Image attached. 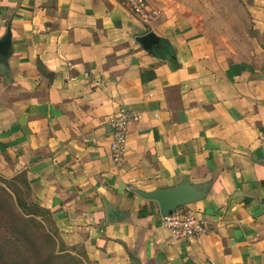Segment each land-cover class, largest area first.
Wrapping results in <instances>:
<instances>
[{"label": "crops", "instance_id": "crops-1", "mask_svg": "<svg viewBox=\"0 0 264 264\" xmlns=\"http://www.w3.org/2000/svg\"><path fill=\"white\" fill-rule=\"evenodd\" d=\"M149 2L150 23L117 0H0V176L87 264H264V0H218L216 24L206 2ZM120 107L139 119L116 164ZM184 179L209 183L185 205L204 230L173 239L135 190Z\"/></svg>", "mask_w": 264, "mask_h": 264}, {"label": "trees", "instance_id": "trees-1", "mask_svg": "<svg viewBox=\"0 0 264 264\" xmlns=\"http://www.w3.org/2000/svg\"><path fill=\"white\" fill-rule=\"evenodd\" d=\"M20 182L26 192L24 198ZM139 215H145L143 211ZM44 216L54 224L49 210L30 199L28 181L23 175L12 178L0 176V264H65L63 252L52 250L54 241L46 235L38 217ZM67 253L71 251L65 250ZM82 257V256H81ZM83 260V259H81ZM67 264V263H66Z\"/></svg>", "mask_w": 264, "mask_h": 264}, {"label": "built area", "instance_id": "built-area-1", "mask_svg": "<svg viewBox=\"0 0 264 264\" xmlns=\"http://www.w3.org/2000/svg\"><path fill=\"white\" fill-rule=\"evenodd\" d=\"M129 10L147 19V0H117ZM139 119L136 112L120 107L116 112L108 116L109 125L112 128L111 141L109 144L113 162L120 164L123 160L128 126ZM162 225L169 230L173 239H189L204 230V223L197 212L187 206L175 209L168 215L161 217Z\"/></svg>", "mask_w": 264, "mask_h": 264}, {"label": "water", "instance_id": "water-1", "mask_svg": "<svg viewBox=\"0 0 264 264\" xmlns=\"http://www.w3.org/2000/svg\"><path fill=\"white\" fill-rule=\"evenodd\" d=\"M152 39L154 44L158 45V40L152 32H149L138 38L140 44L147 50L153 51L151 44L146 43L147 39ZM7 44L9 43L6 42ZM4 47V48H3ZM1 49V48H0ZM6 47L2 46V53L5 52ZM169 50L166 51L168 54ZM172 57V56H169ZM209 188V183H203L201 185L193 184L186 179L181 181L175 186L161 188L150 192L135 190L136 193L144 199L155 201L158 205L160 215L163 217L170 214L175 209L185 206L191 202L200 200L205 197Z\"/></svg>", "mask_w": 264, "mask_h": 264}, {"label": "rangeland", "instance_id": "rangeland-1", "mask_svg": "<svg viewBox=\"0 0 264 264\" xmlns=\"http://www.w3.org/2000/svg\"><path fill=\"white\" fill-rule=\"evenodd\" d=\"M202 2H206L208 3V5L210 6L211 10L209 14L206 15H202V16H198V21L200 22H207L209 24H216L218 23V21H222L223 19L225 20V18L227 17L225 15V12H223V10H220V12H218V0H193L194 5H197V3H202ZM148 3V11H146L147 13V19L150 23V20H155L156 18H158V16L160 15L159 10L156 11L154 10V8H151L150 2L149 0H147ZM211 29H214L213 26H210ZM212 32V31H211ZM18 183V187L22 189L23 193L21 194L24 198L26 197V192H25V188L24 186L20 183ZM38 220H41V224L43 226V230L45 231L46 235L51 236V238L54 241V245L51 244L52 250L55 251H59L60 249H63V245L65 244L62 236L60 235L58 229L56 228V226L53 225V223L51 222V220L45 218L44 216H40L38 217ZM3 231V227L1 226V220H0V233ZM63 243V245H61ZM66 245V244H65ZM67 246V245H66ZM66 249H69L71 251H69V253H67L65 250H63V252H60L61 256H63V262H65V264H87V262L85 261L84 257H83V249L79 246H67L65 247ZM82 256V257H81ZM83 259V260H81Z\"/></svg>", "mask_w": 264, "mask_h": 264}, {"label": "flooded vegetation", "instance_id": "flooded-vegetation-1", "mask_svg": "<svg viewBox=\"0 0 264 264\" xmlns=\"http://www.w3.org/2000/svg\"><path fill=\"white\" fill-rule=\"evenodd\" d=\"M146 43H149L152 45L153 49H156L158 45L154 44V41L150 38L146 40Z\"/></svg>", "mask_w": 264, "mask_h": 264}]
</instances>
